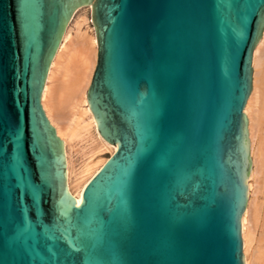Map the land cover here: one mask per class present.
Wrapping results in <instances>:
<instances>
[{
    "label": "water",
    "instance_id": "95a60500",
    "mask_svg": "<svg viewBox=\"0 0 264 264\" xmlns=\"http://www.w3.org/2000/svg\"><path fill=\"white\" fill-rule=\"evenodd\" d=\"M91 4L85 90L116 146L75 201L39 95ZM264 0H0V264H243L251 52Z\"/></svg>",
    "mask_w": 264,
    "mask_h": 264
},
{
    "label": "bare ground",
    "instance_id": "6f19581e",
    "mask_svg": "<svg viewBox=\"0 0 264 264\" xmlns=\"http://www.w3.org/2000/svg\"><path fill=\"white\" fill-rule=\"evenodd\" d=\"M90 9L89 2L73 10L49 60L39 95L41 108L62 142L66 187L75 201L80 198L87 180L116 147L98 133L85 96L97 50L95 31L93 30V34L90 35L80 28L87 20L84 12ZM71 19L75 25V34H71V24L68 26ZM263 44L264 25L252 48L250 89L242 106V112L246 117L250 160L245 178L246 201L240 215L243 264H264V52L261 51ZM82 141L85 145L79 148L80 162L76 167L72 149ZM255 176L257 180L254 179ZM254 182L257 184L256 187Z\"/></svg>",
    "mask_w": 264,
    "mask_h": 264
},
{
    "label": "rangeland",
    "instance_id": "374dc122",
    "mask_svg": "<svg viewBox=\"0 0 264 264\" xmlns=\"http://www.w3.org/2000/svg\"><path fill=\"white\" fill-rule=\"evenodd\" d=\"M80 13V12H79ZM78 13V14H79ZM84 14H85V16H86V18H87V20H86V22L85 23H83V24H81V26H80V28H82V30L83 31H86V32H88L90 35H92L93 34V30H94V27H93V25H92V22H91V17H90V11H85L84 12ZM77 16V15H76ZM71 24V25H70ZM71 26L72 28H71V34H73L74 33V31H76L74 28V22H72V19H71V21H70V23L68 24V26ZM67 26V27H68ZM75 34V33H74ZM264 45V44H263ZM263 47V46H262ZM261 47V48H262ZM262 49H264V47L262 48ZM261 49V51L262 52H264V50H262ZM264 56V55H263ZM85 145V142L84 141H82V142H79L78 144H76L75 146H74V148L72 149V158H73V160H74V162H75V164H77L76 165V167H78V163L80 162V149H81V147L82 146H84ZM77 147V148H76ZM80 148V149H79ZM79 149V150H78ZM73 150L75 151V152H73ZM255 180H257L256 179V176H255V178H254ZM256 182H254V186L256 187ZM255 196V195H254Z\"/></svg>",
    "mask_w": 264,
    "mask_h": 264
}]
</instances>
